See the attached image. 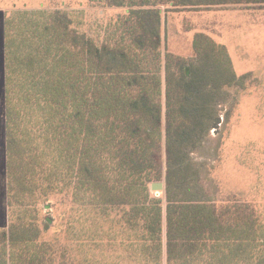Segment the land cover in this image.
I'll use <instances>...</instances> for the list:
<instances>
[{"label":"trees","instance_id":"16d2710c","mask_svg":"<svg viewBox=\"0 0 264 264\" xmlns=\"http://www.w3.org/2000/svg\"><path fill=\"white\" fill-rule=\"evenodd\" d=\"M100 1L126 8L127 16L118 20L116 42L93 43L58 10L42 18L35 12L27 19L26 10L5 17L6 179L9 167L16 164L10 157L12 147L23 145L11 137L20 123H13V117L19 113L27 125L30 120L23 113L36 116L33 137L40 141L27 137L23 147L29 158L23 167L34 176V163L41 167L48 160L41 176L61 181L59 190H72L80 203L67 216L61 212L57 224L72 229L80 222L91 235L100 230V221L111 209L133 205L135 210L119 229L126 236L121 259L103 261L110 255L104 253L101 260L89 259L91 264H126L127 258L132 264H164L162 254L165 264H264V224L228 220L217 213L199 182L203 164L191 156L204 147L209 130L220 122L217 105L223 87L235 79L226 48L198 33L193 60L170 52L163 57L161 49L163 10L229 3L263 6L264 0ZM13 98L20 100L19 111ZM16 134L23 137V132ZM163 147L165 207L149 194L147 183L156 162L162 161ZM35 179L27 178L22 185L30 188ZM9 200V214L14 210L16 218H25L0 229V264H42L52 258L48 248L53 243L37 241L28 233L35 221L26 215L27 205L17 204L18 209ZM44 220L45 228L56 225L50 216ZM107 230L112 232L107 240L111 248L113 225ZM81 231L77 228L74 234Z\"/></svg>","mask_w":264,"mask_h":264},{"label":"rangeland","instance_id":"374dc122","mask_svg":"<svg viewBox=\"0 0 264 264\" xmlns=\"http://www.w3.org/2000/svg\"><path fill=\"white\" fill-rule=\"evenodd\" d=\"M2 10H6L5 13L9 15L18 10H26L27 19L35 12L42 18L58 10L70 17L72 28L84 33L96 44L116 42L119 33L118 20L127 16L125 7H109L100 0H0V17ZM39 17L37 16L36 19ZM1 25L0 22V229L6 228L11 221L25 218L23 216L16 218L18 213L16 214L14 210L9 214L6 200L10 198L11 201L16 202L18 209L17 204L21 207L22 204L27 205L26 215L35 221V227L28 233L36 235L37 241L53 243L48 248L53 252L50 258L52 260L45 258L42 264H91L89 259L101 260L104 253L110 255L104 256L103 261L109 258L121 259L120 253L124 243L122 239L126 236L119 229L120 226H124L126 220L134 217L133 205L111 209L108 218L100 221V230L96 234L93 232L90 235L85 228H82L80 222H75L72 229L57 224L61 212L67 216L80 203L72 196V190L68 192L59 190V185L62 186L61 181H52L50 177L41 176L49 167L48 160L46 162L43 160L41 167L34 163V176H30L29 171L25 170L26 167H23L29 158L25 153L27 148L23 147L29 139L27 137H32L36 142L40 141V138L33 137L36 126L32 121L36 116L29 117V114L23 113V118H29L30 126L23 123L19 113L13 117V123L16 120L20 123L13 127L11 137L15 140L21 139L23 145L21 143L22 147L16 145L12 147L10 157L14 156L16 164L8 169L9 182L6 179ZM32 27L31 25L30 29L34 30ZM198 33L209 38L213 43L225 46L229 63L231 62L230 66L235 74V79L223 87L224 93L217 105L220 122L216 128L209 130L204 147L191 155L194 160L203 164L198 174L202 191L214 200L217 213H221L223 218L247 219L264 224V5L229 3L198 10L183 9L167 12L163 10L161 13L163 57L165 52H170L187 60L195 59L193 40ZM13 99L15 108L19 111L20 100ZM162 103L164 104V94ZM28 127L30 131H26ZM16 133H21L22 138L25 137V133L28 136L26 135L23 140L19 137L20 134L18 136ZM161 155L162 161L156 162L150 174L151 180L147 183L149 194L160 199L165 207L164 147ZM30 177L37 179H35L36 184H32L30 188L22 185L25 179ZM156 181L163 183V190L150 189V183ZM45 216H50L56 225L45 228ZM28 217L26 220L29 219ZM61 221L65 220L61 218ZM109 224L114 227V236L110 239L111 248L107 245V240L112 232L105 231ZM77 228L82 229L79 236L74 234ZM131 237L133 241L134 234H131ZM165 243L163 219L164 249ZM61 251H64L63 256L60 255ZM162 259L165 264L164 254ZM132 262L133 259H125L126 264Z\"/></svg>","mask_w":264,"mask_h":264},{"label":"crops","instance_id":"0c3cea01","mask_svg":"<svg viewBox=\"0 0 264 264\" xmlns=\"http://www.w3.org/2000/svg\"><path fill=\"white\" fill-rule=\"evenodd\" d=\"M6 10H2L1 11V19H0V22L2 23L1 25V33H2V56H3V64H4V54H3V44H4V21H5V17L7 16V13H5ZM3 69H4V65H3ZM3 79H4V71H3ZM3 92H4V88H3ZM5 111V109H4ZM5 125V124H4ZM4 129H5V126H4Z\"/></svg>","mask_w":264,"mask_h":264},{"label":"water","instance_id":"95a60500","mask_svg":"<svg viewBox=\"0 0 264 264\" xmlns=\"http://www.w3.org/2000/svg\"><path fill=\"white\" fill-rule=\"evenodd\" d=\"M163 187H164V185L161 181L152 182L150 184V189L152 191H161V190H163Z\"/></svg>","mask_w":264,"mask_h":264}]
</instances>
